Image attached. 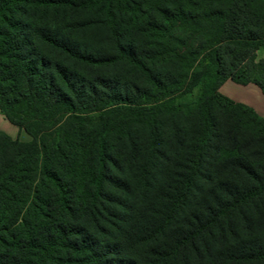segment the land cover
I'll list each match as a JSON object with an SVG mask.
<instances>
[{"label": "trees", "instance_id": "obj_1", "mask_svg": "<svg viewBox=\"0 0 264 264\" xmlns=\"http://www.w3.org/2000/svg\"><path fill=\"white\" fill-rule=\"evenodd\" d=\"M260 47L264 0H0V264H264V117L219 92Z\"/></svg>", "mask_w": 264, "mask_h": 264}, {"label": "crops", "instance_id": "obj_2", "mask_svg": "<svg viewBox=\"0 0 264 264\" xmlns=\"http://www.w3.org/2000/svg\"><path fill=\"white\" fill-rule=\"evenodd\" d=\"M256 56L257 58H264V47L256 50ZM219 92L236 102L251 107L259 115L264 117V93L254 83L240 84L228 79L219 86ZM0 130L8 133L10 136L13 133L9 127L5 128V130Z\"/></svg>", "mask_w": 264, "mask_h": 264}, {"label": "rangeland", "instance_id": "obj_3", "mask_svg": "<svg viewBox=\"0 0 264 264\" xmlns=\"http://www.w3.org/2000/svg\"><path fill=\"white\" fill-rule=\"evenodd\" d=\"M2 121V123H1ZM13 131V133L11 134V137L12 138H18L19 140H22V141H26V140H29V136L22 130V129H19L17 126L11 124L10 122H8L5 118H3V116L0 114V129H4L5 128H8ZM2 131V130H1ZM6 133V132H5ZM8 134V133H7ZM9 135V134H8ZM10 136V135H9ZM158 179L160 181H163V176L161 173H158Z\"/></svg>", "mask_w": 264, "mask_h": 264}]
</instances>
